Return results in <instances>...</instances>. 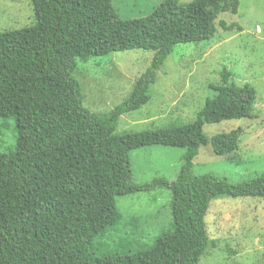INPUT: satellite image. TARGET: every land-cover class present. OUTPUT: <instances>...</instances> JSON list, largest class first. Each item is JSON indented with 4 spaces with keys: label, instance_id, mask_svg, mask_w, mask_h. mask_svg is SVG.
I'll return each mask as SVG.
<instances>
[{
    "label": "trees",
    "instance_id": "16d2710c",
    "mask_svg": "<svg viewBox=\"0 0 264 264\" xmlns=\"http://www.w3.org/2000/svg\"><path fill=\"white\" fill-rule=\"evenodd\" d=\"M225 0H213L219 9ZM34 25L0 33V118L16 120V144L0 153V264H197L208 246L204 218L211 201L264 200V175L230 184L197 176L193 160L208 141L204 124L249 117L247 88H214L195 120L179 127L116 135L118 119L149 101V89L173 48L208 42L214 32L195 3L164 0L147 16L123 20L112 0H30ZM207 7V8H208ZM218 7V8H217ZM142 50L153 53L128 98L106 114L82 106L72 77L77 60ZM242 129L216 134L217 156L238 150ZM183 149L174 181L130 182L129 154L148 147ZM169 191L171 228L141 251L112 249L101 241L122 223L116 200ZM238 264V263H234Z\"/></svg>",
    "mask_w": 264,
    "mask_h": 264
},
{
    "label": "rangeland",
    "instance_id": "374dc122",
    "mask_svg": "<svg viewBox=\"0 0 264 264\" xmlns=\"http://www.w3.org/2000/svg\"><path fill=\"white\" fill-rule=\"evenodd\" d=\"M162 1L112 0V6L120 19L133 20L149 15ZM177 1L202 6L214 37L208 42L175 46L157 72L149 101L137 111L122 115L114 133L152 132L193 122L205 100L213 97L214 88L224 85L222 73L226 71L230 74L228 85L248 89L252 111L247 118L203 125L202 134L208 143L198 148L193 173L213 174L230 184L264 175V0H225L219 9H209L213 0ZM34 23L30 0H0V33L29 28ZM152 56L149 51L132 50L77 60L72 77L80 85L82 106L97 115L110 112L128 98ZM238 128L242 129L238 150L215 155L210 138ZM16 137L15 118H0V153L14 148ZM183 152L161 146L130 152V182L174 181L176 176L173 170L168 171L169 165L176 171ZM170 200L169 191L158 184L149 192L118 198L122 223L101 242L120 251L151 248L158 235L171 228ZM204 227L208 246L197 264H264L263 199H215L209 204Z\"/></svg>",
    "mask_w": 264,
    "mask_h": 264
},
{
    "label": "crops",
    "instance_id": "0c3cea01",
    "mask_svg": "<svg viewBox=\"0 0 264 264\" xmlns=\"http://www.w3.org/2000/svg\"><path fill=\"white\" fill-rule=\"evenodd\" d=\"M166 153H167V155H169V154H171V152H169V151H166ZM181 164V163H180ZM180 164L178 165V168H177V170L176 171H174V166H171L172 164H170L169 166V169H168V171H172L173 170V174H175V176L177 177V174H178V170H179V167H180ZM173 174H171V175H173ZM167 181V180H166ZM169 182H171V181H169ZM152 193L153 194H156L157 192H153L152 191ZM157 196H159L160 194H156ZM154 200H157V199H152L151 201H154ZM134 201L135 200H132V202L131 201H128V203L129 202H131V205L133 206L134 204ZM150 201V200H149ZM158 201V200H157ZM134 207H135V205H134ZM154 214H156V212H154L151 216H154ZM150 216V218L149 219H151L152 217Z\"/></svg>",
    "mask_w": 264,
    "mask_h": 264
}]
</instances>
